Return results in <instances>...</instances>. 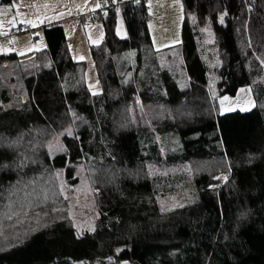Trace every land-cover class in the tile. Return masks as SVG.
I'll use <instances>...</instances> for the list:
<instances>
[{
    "label": "trees",
    "instance_id": "16d2710c",
    "mask_svg": "<svg viewBox=\"0 0 264 264\" xmlns=\"http://www.w3.org/2000/svg\"><path fill=\"white\" fill-rule=\"evenodd\" d=\"M180 2L178 71L170 49L153 48L148 11L134 2L99 18L101 40L88 46L97 89L58 22L41 26V49L0 53V264H264V0ZM205 25L217 66L198 47ZM213 79L219 97L249 87L251 108L218 112L216 99L210 108ZM159 104L168 111L145 119ZM183 105L187 116L181 108L176 118ZM149 124L172 128L184 161H202L173 208L156 202L164 180L146 172ZM219 162L225 181L214 178ZM79 165L93 168L97 201L95 226L82 233L58 213V177L75 185Z\"/></svg>",
    "mask_w": 264,
    "mask_h": 264
},
{
    "label": "rangeland",
    "instance_id": "374dc122",
    "mask_svg": "<svg viewBox=\"0 0 264 264\" xmlns=\"http://www.w3.org/2000/svg\"><path fill=\"white\" fill-rule=\"evenodd\" d=\"M150 10L146 13V24L150 35L151 43L154 49L167 47L169 50V61L178 71L180 59L177 56V46L179 43V29L183 12L180 0H149ZM96 5L93 0H13L9 6L0 4V27H5L0 35H3V50L7 51L8 44H22L24 49L15 46L18 53H27L36 51L44 47L41 26L58 22L65 34L66 46L70 48L76 60H85V79L91 90L98 88V82L94 73L92 62L89 58V45L97 44L102 37V28L99 22L93 23L88 16L76 19L74 25L66 20L67 17L78 11L80 14L89 10H95ZM16 20L17 21L16 23ZM23 27L22 32L8 36L11 31L18 27ZM115 34L118 38L125 37L123 24L119 16L116 17ZM198 47L201 50V56L209 67L217 66L219 61L212 44L213 36L208 25L199 28L197 33ZM2 44L0 45L1 49ZM169 61L160 59L159 65L168 64ZM4 62V61H3ZM5 63V62H4ZM178 73V72H177ZM15 74L13 73L12 76ZM215 80H210L207 87L209 98V107L215 109V100L217 101V111L227 112L231 110H249L253 105V96L249 87H241L233 97L217 96L214 88ZM183 108L182 112L180 109ZM189 107L180 106L178 111H173L176 116L185 115ZM168 110L163 105L155 107L147 105L145 119H151L156 113L162 116ZM173 118V117H172ZM176 120V119H175ZM146 122V121H145ZM148 123V122H146ZM150 129L153 125L149 124ZM149 138L144 143V158L147 175L158 181L164 180L157 185L155 196L156 202L165 208H173L182 204L190 196V189L187 183L192 177L201 171L203 167L201 159H192L184 161L181 155V149L176 133L170 127L154 126L149 132ZM148 143V144H147ZM223 162V161H222ZM219 162L215 169V179L227 180V169L221 167L226 163ZM212 170L209 164L206 166ZM82 169V170H81ZM93 168L77 167L76 175L79 173L78 182L75 185L61 182L60 193L63 196L64 205L59 204L58 213H66L69 222L75 231H92L97 219V201L94 198L93 185L90 182ZM134 178V175H128ZM218 177V178H217ZM192 182V181H191ZM211 185H216L212 183ZM66 210V211H65ZM55 217V214L47 216ZM46 218V219H47ZM30 224H39L30 222ZM41 225H44L42 223ZM105 261H94L93 264H103ZM129 264L128 261H123ZM108 264V263H107Z\"/></svg>",
    "mask_w": 264,
    "mask_h": 264
},
{
    "label": "built area",
    "instance_id": "2783aa9c",
    "mask_svg": "<svg viewBox=\"0 0 264 264\" xmlns=\"http://www.w3.org/2000/svg\"><path fill=\"white\" fill-rule=\"evenodd\" d=\"M93 1L96 5L95 10L92 11L89 10L87 12H84L83 14H80L78 11H76L66 20L69 21L71 25H74L76 19H80V18H84L85 16H88L93 23H96L99 21V18L102 15L104 16L106 14L108 10H113L115 12H118L119 7L125 2L139 3L143 5L144 10L146 12L150 10L149 0H93ZM23 29H24L23 27L19 26L17 30L11 31V33L8 34V36L16 34L18 32H22ZM3 39H4L3 36H0V45L2 44Z\"/></svg>",
    "mask_w": 264,
    "mask_h": 264
},
{
    "label": "crops",
    "instance_id": "0c3cea01",
    "mask_svg": "<svg viewBox=\"0 0 264 264\" xmlns=\"http://www.w3.org/2000/svg\"><path fill=\"white\" fill-rule=\"evenodd\" d=\"M151 9V8H150ZM68 18V17H67ZM66 18V19H67ZM17 21H19V20H16V23H17ZM69 22V21H68ZM70 23V22H69ZM71 25V24H70ZM5 29V27H0V33H4L3 35H6L5 34V32H2L3 30ZM41 32V31H40ZM39 34H41V33H39ZM3 35H0V36H3ZM42 35V34H41ZM42 39H43V36H42ZM43 44H44V40H43ZM3 45H4V41L2 42V46H1V49H0V53H9V52H15L16 54H21V53H18V52H16V49L13 51V49L15 48V46L16 47H18V48H20V47H22V44H21V46L18 44V45H16V44H8V47H7V51H4L3 50ZM20 49H24V48H20ZM68 50H69V52H70V55L72 56V58L73 59H75L74 58V56H73V54H72V52H71V50H70V48H68ZM31 51V50H30ZM76 60V59H75Z\"/></svg>",
    "mask_w": 264,
    "mask_h": 264
}]
</instances>
